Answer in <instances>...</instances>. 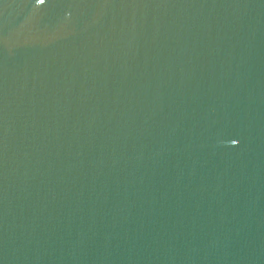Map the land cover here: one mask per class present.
Instances as JSON below:
<instances>
[{
    "label": "water",
    "instance_id": "1",
    "mask_svg": "<svg viewBox=\"0 0 264 264\" xmlns=\"http://www.w3.org/2000/svg\"><path fill=\"white\" fill-rule=\"evenodd\" d=\"M0 264H264V0H0Z\"/></svg>",
    "mask_w": 264,
    "mask_h": 264
}]
</instances>
